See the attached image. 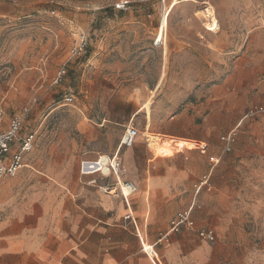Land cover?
Segmentation results:
<instances>
[{"label": "rangeland", "instance_id": "rangeland-1", "mask_svg": "<svg viewBox=\"0 0 264 264\" xmlns=\"http://www.w3.org/2000/svg\"><path fill=\"white\" fill-rule=\"evenodd\" d=\"M124 1L125 10L114 8ZM174 1L0 0V132L10 116L31 107L25 131H36V142L29 154L44 164L66 156L71 176L79 175L82 160L113 154L130 125L155 159L181 147L200 153L205 144L210 165L224 158L264 163V131H253L264 126L256 113L264 107V0H176L165 44L155 48L163 8ZM205 4L216 13L211 31L201 18ZM81 33L88 37L85 53L67 63L64 80L54 85ZM69 95L72 104L65 102ZM78 118L86 134L77 132ZM103 120L111 122L107 130L97 127ZM233 129L232 150L222 154L219 138ZM160 131H199L215 146ZM237 169L231 174H244ZM13 179L1 180L0 191L13 192ZM232 186L244 195L246 214L236 206L228 218L209 204L208 212L219 214L209 217L217 223L215 241L198 239L197 264H264V184ZM13 199L0 201V218L17 206Z\"/></svg>", "mask_w": 264, "mask_h": 264}, {"label": "crops", "instance_id": "crops-1", "mask_svg": "<svg viewBox=\"0 0 264 264\" xmlns=\"http://www.w3.org/2000/svg\"><path fill=\"white\" fill-rule=\"evenodd\" d=\"M102 122L97 127L107 130L111 122ZM76 129L86 134L88 125L78 118ZM25 130L26 122L19 136L36 135ZM253 131H264V126ZM158 135L215 146L214 138L199 131H160ZM137 139L132 148L122 151L119 141L110 155H120L124 180L138 189L127 202L113 196V178L68 175L66 156L64 161L44 164L34 152L25 155L24 167L11 180L13 192L0 191V201L13 194L17 205L0 218V264H151L142 251L140 231L161 264H197V236L187 230L169 233L170 221L185 207L191 209L196 228L214 231L217 223L209 220V204L228 218L236 215L237 207L242 209L238 214L245 215L244 195L232 184H264V163L252 166L224 158L217 159L215 166L197 148L183 147L171 158L155 159ZM236 168L244 174H231ZM204 176H209V188L197 190ZM105 187L110 191L105 192Z\"/></svg>", "mask_w": 264, "mask_h": 264}, {"label": "built area", "instance_id": "built-area-1", "mask_svg": "<svg viewBox=\"0 0 264 264\" xmlns=\"http://www.w3.org/2000/svg\"><path fill=\"white\" fill-rule=\"evenodd\" d=\"M164 0H162L163 3ZM127 2H120L115 5L116 10H125ZM166 31L163 33L159 31L153 41L155 48L163 47L165 44ZM88 45V37L86 33H81L74 40L73 44L68 50V60L56 73L54 85L60 83L66 75L67 63L72 59L82 57ZM67 104L73 103L72 97H66ZM31 110V107H24L19 113L13 114L9 121L7 128L0 132V180L4 178H13L19 170L24 167V156L32 152L36 135L34 132L28 133L24 136H19L23 128L24 122ZM261 114L262 123L264 124V109L258 112ZM139 131L132 125L127 126L120 138V146L124 149L132 148L136 139L139 137ZM236 132L235 129L220 136L219 141L222 145V154L230 153L235 143ZM15 145V150L12 146ZM206 146L199 148V151L204 153ZM123 169L121 168L117 154L113 156H99L95 160L82 161L79 165V174L81 176H99L101 178H113L114 184L113 196L121 197L125 202L127 199L136 194L138 189L136 185L130 181H119ZM94 184V181L92 182ZM197 190L201 188H209V176H204L196 186ZM104 191H110L107 187ZM182 230L193 232L197 238L207 244H212L215 241L214 232L208 228H196L194 221L191 218V209L184 210L176 214V216L169 223V233H179ZM142 251L148 257L151 264H161L153 247L149 251L142 247Z\"/></svg>", "mask_w": 264, "mask_h": 264}, {"label": "bare ground", "instance_id": "bare-ground-1", "mask_svg": "<svg viewBox=\"0 0 264 264\" xmlns=\"http://www.w3.org/2000/svg\"><path fill=\"white\" fill-rule=\"evenodd\" d=\"M192 1V0H191ZM186 2V1H185ZM179 2L178 1H174L170 4V6L166 9V8H163V12H162V15H161V21H160V32L163 33L166 28H167V17L169 15V13L172 11V9L178 4ZM201 4V3H200ZM206 7L203 8V11L200 12L202 14V19L207 22L205 23V25L208 27V31H211L212 27L215 28L218 24H217V20L215 19V14L214 13V10L211 6L205 4ZM165 54V53H164ZM163 76V75H162ZM151 96V95H150ZM180 149H178L179 151ZM119 181H121V178L118 177ZM113 192V191H112ZM113 194V193H112ZM110 195V193H109ZM142 244L144 246V249L149 251L151 249L150 245L148 244H145L143 242V238H142Z\"/></svg>", "mask_w": 264, "mask_h": 264}]
</instances>
